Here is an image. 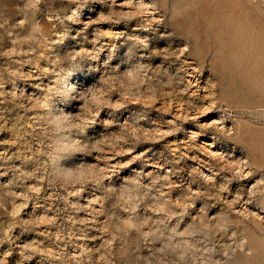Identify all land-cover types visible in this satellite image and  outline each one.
I'll return each instance as SVG.
<instances>
[{
  "label": "rangeland",
  "instance_id": "374dc122",
  "mask_svg": "<svg viewBox=\"0 0 264 264\" xmlns=\"http://www.w3.org/2000/svg\"><path fill=\"white\" fill-rule=\"evenodd\" d=\"M0 264H264V0H0Z\"/></svg>",
  "mask_w": 264,
  "mask_h": 264
}]
</instances>
